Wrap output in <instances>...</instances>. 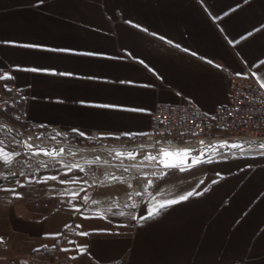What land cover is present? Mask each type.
<instances>
[{"label":"crops","instance_id":"obj_1","mask_svg":"<svg viewBox=\"0 0 264 264\" xmlns=\"http://www.w3.org/2000/svg\"><path fill=\"white\" fill-rule=\"evenodd\" d=\"M244 71L264 91V0H0V94L53 134L144 137L157 103L213 114ZM16 158L0 143V264H264L263 155L166 169L135 212Z\"/></svg>","mask_w":264,"mask_h":264},{"label":"built area","instance_id":"obj_2","mask_svg":"<svg viewBox=\"0 0 264 264\" xmlns=\"http://www.w3.org/2000/svg\"><path fill=\"white\" fill-rule=\"evenodd\" d=\"M3 74L0 73V79ZM229 99L223 107H217L213 114L203 113L195 104L185 101L177 105L157 103L151 116L149 133L136 138V146L147 142L164 141L184 148L194 142H207L226 138L264 139V91L248 71L242 75H228ZM28 97L26 91L14 84H8L0 94V119L19 136L24 135ZM37 135L43 128L29 126ZM29 133V132H28ZM122 145L131 144L130 138L118 139ZM20 163V160L15 164ZM120 205L121 212H135L143 204ZM98 210L100 208L96 206Z\"/></svg>","mask_w":264,"mask_h":264},{"label":"rangeland","instance_id":"obj_3","mask_svg":"<svg viewBox=\"0 0 264 264\" xmlns=\"http://www.w3.org/2000/svg\"><path fill=\"white\" fill-rule=\"evenodd\" d=\"M21 138L22 142H24L25 149L22 148L23 146L17 138L0 126V143L14 150L17 157L16 161L20 160V163L16 164L17 170L21 172L28 170H46L55 171L57 173L67 172L71 176L79 178L82 185L89 191V197L86 196V204L91 203V205L99 206L100 208L107 207L104 205V201L106 200H118L125 194L137 192V187L140 183L144 180H148V189L146 190L147 194L143 201L144 203L150 194L152 181L159 177L154 173L155 168L158 167L154 163L156 159H150V157L155 154L147 153L143 157H139L134 163L135 168L132 176L126 180L113 182L104 186L102 182L108 174L101 169L100 160H90V157H108L106 155L112 152L120 154L127 150L138 149L139 151V148H141V151H144L145 149H142V147L149 146V143L145 145L143 143L139 146H136V143L122 145L118 139L112 141L89 140L78 142L60 137L57 134L45 137L37 135V133H28L26 131ZM43 143H46L47 147H42L40 145ZM151 145H163V143ZM77 149L82 150L77 151ZM167 153L179 154L177 151H169ZM110 163L115 166H122L128 163V161L115 159L108 164ZM148 172L151 173L149 176L146 174Z\"/></svg>","mask_w":264,"mask_h":264},{"label":"bare ground","instance_id":"obj_4","mask_svg":"<svg viewBox=\"0 0 264 264\" xmlns=\"http://www.w3.org/2000/svg\"><path fill=\"white\" fill-rule=\"evenodd\" d=\"M0 126L6 127L8 130L15 133L11 127L7 126L3 120L0 119ZM150 145L141 148L130 150V151H123L120 154L112 152L102 158H95L90 157V160H100L101 169L108 174L105 177L104 181L102 182L103 185H109L113 182H118L122 180H126L130 176L134 174V163L139 159V157H143L145 154H155L160 155L164 152H171L177 151L179 152L178 161L180 165L183 166H190L199 164L202 162H210L220 159H230V158H237V157H252V156H264V139L257 140L252 138H226V139H219L213 141H207L203 143L194 142L191 145L179 148L176 145L164 142V141H154V142H147ZM163 143V145H151V144H158ZM146 144V143H145ZM144 144V145H145ZM21 145L24 147V142L21 141ZM42 147H47L46 143L40 144ZM124 149V148H123ZM82 149H77V151H81ZM173 154V153H172ZM88 157V156H87ZM89 159V158H88ZM115 159H122L127 160L128 163L123 164L122 166H115L113 164H108ZM155 165L158 167L155 168L154 173L157 176L163 174V165L158 163L155 160ZM106 174V175H107ZM148 176L151 174L150 172L146 173ZM137 192L133 194H125L120 197L118 200H106L104 201V205L107 207L113 206H120V205H137L140 200L144 199L147 194L148 189V180H144L140 183L137 187Z\"/></svg>","mask_w":264,"mask_h":264},{"label":"water","instance_id":"obj_5","mask_svg":"<svg viewBox=\"0 0 264 264\" xmlns=\"http://www.w3.org/2000/svg\"><path fill=\"white\" fill-rule=\"evenodd\" d=\"M6 128V127H5ZM7 129V128H6ZM7 131L12 135L14 136L15 138L18 139V141L21 143L22 141V138L21 136H19L18 134L16 133H13L12 131L8 130ZM23 149H25L24 147H22ZM72 148H75V147H72ZM151 157H157L156 161L160 164L163 165V168L164 170L166 169H170V168H178L180 170H184V169H188L190 167H193V166H196L198 164H195V165H190V166H183V165H180L179 164V157L177 154H171V153H168L167 155H165V152L160 154V155H152ZM211 162V161H210ZM202 163H206V162H202ZM202 163H199V164H202ZM169 165V166H165V165ZM2 183L1 179H0V184Z\"/></svg>","mask_w":264,"mask_h":264},{"label":"trees","instance_id":"obj_6","mask_svg":"<svg viewBox=\"0 0 264 264\" xmlns=\"http://www.w3.org/2000/svg\"><path fill=\"white\" fill-rule=\"evenodd\" d=\"M24 130L26 132H31L33 131L29 126H26L24 127ZM51 135H53L52 132L48 131V130H45L43 129L42 131V136H47V137H50ZM60 137H63V138H67L69 140H73V141H78V142H85V141H89L88 139H84V138H81V137H78L76 135H72V134H68V135H59ZM118 139H122V138H118ZM132 141L131 143H135L136 140L135 139H132L130 138ZM108 141H112V140H116V139H107ZM192 195H194V193H192ZM167 209V207H164L163 210L158 209L155 213H153L152 215H150L149 217L145 218L142 220V222H146V221H151V220H154V219H157L159 218L160 216H162V214L165 212V210Z\"/></svg>","mask_w":264,"mask_h":264},{"label":"snow or ice","instance_id":"obj_7","mask_svg":"<svg viewBox=\"0 0 264 264\" xmlns=\"http://www.w3.org/2000/svg\"><path fill=\"white\" fill-rule=\"evenodd\" d=\"M194 54V53H193ZM195 55V54H194ZM35 71V70H34ZM61 75H64L63 73H61ZM262 86H264V85H262ZM261 147H264V145H261ZM168 153L167 152H165V155H167ZM150 159H152V160H155V159H157V157H150ZM165 166H169V165H165ZM192 195V193H188V196H191ZM188 196H182L181 197V199L182 200H186L187 198H188ZM175 203H177V201H175V200H171V201H169V204H175ZM165 206L164 205H161V210H163V208H164Z\"/></svg>","mask_w":264,"mask_h":264}]
</instances>
